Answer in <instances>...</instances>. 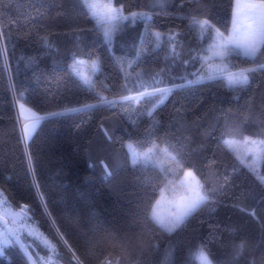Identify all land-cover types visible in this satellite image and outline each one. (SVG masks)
<instances>
[{
    "label": "trees",
    "instance_id": "1",
    "mask_svg": "<svg viewBox=\"0 0 264 264\" xmlns=\"http://www.w3.org/2000/svg\"><path fill=\"white\" fill-rule=\"evenodd\" d=\"M113 2L142 15L109 43L78 0H0V193L13 211L28 206L29 222L56 245L54 264H199L191 254L200 247L213 264H264V184L222 140L264 139V70L240 91L226 81L187 84L200 67L194 21L227 34L235 0ZM244 59L233 57L251 66ZM76 60L97 65L94 90L73 72ZM154 76L172 93L150 117L155 101L139 93ZM97 93L114 105H98ZM20 103L44 117L27 142ZM149 136L180 153L183 167L168 179L192 170L206 180L209 202L172 235L150 219L167 181L133 167L125 146ZM237 150L244 155L242 144ZM259 166L264 175V160ZM27 249L37 264L51 255L38 241ZM0 264L30 263L12 241Z\"/></svg>",
    "mask_w": 264,
    "mask_h": 264
},
{
    "label": "snow or ice",
    "instance_id": "2",
    "mask_svg": "<svg viewBox=\"0 0 264 264\" xmlns=\"http://www.w3.org/2000/svg\"><path fill=\"white\" fill-rule=\"evenodd\" d=\"M87 10L88 16L94 21L95 27L103 32V35L109 43H111L113 35L125 25V21L134 20L137 13L126 15L123 8H118L114 5L112 0H78ZM155 4L162 3V0H154ZM200 28V51L195 58L200 63V67L191 75L196 79L188 80L187 84L201 83L205 81H226V86L233 91H240L247 88L251 82L250 77L255 72L264 70V0H236L235 10L233 12L231 21V30L227 36L219 29L214 28L207 20L194 21ZM215 32V37L209 38L211 43L205 47L204 38L206 33ZM3 33L0 32V35ZM159 38V37H158ZM43 42L48 45L47 37H43ZM171 39V37H170ZM233 57L245 58L242 63L250 64L249 67H240L234 63ZM87 61L76 60L73 66V72L80 79L82 85L89 91L94 90L95 85L91 76L85 71ZM93 72L97 70L95 62L91 64ZM233 69H236L235 71ZM163 70H161V73ZM157 73L156 76H160ZM153 77V82H141V88L144 90L139 93L141 99L147 102L155 101L153 107L148 111V116H152L153 112L164 102L168 95H171L172 89L166 87H157L162 84L161 79ZM139 78V73L137 74ZM186 79V77H185ZM181 88L184 85L179 86ZM148 89H151L149 91ZM99 97L98 105L107 104L114 105V101L107 100L106 97L97 93ZM122 100H133L134 97L123 96ZM139 103V100H137ZM97 105H85V108L95 107ZM22 109L21 115L29 123L24 125V134L29 138L36 126L44 117L38 115L30 109H25L24 104H20ZM82 109H76L79 111ZM25 113H27L25 115ZM55 115H58L55 114ZM134 123V122H133ZM187 139V138H186ZM223 144L229 149H233L236 159L239 163L249 169L257 178V180L264 184V175L257 172L258 162L264 160V139H253L251 137H243L242 140L223 139ZM242 144L244 146V155L242 156L237 150V146ZM128 149V154L131 158L133 167L141 165L144 169L151 167L153 171L161 173L167 181L164 188L160 189V199L152 206L150 219L168 235H172L177 230H181L186 222L197 211L209 202V194L205 189L206 180L198 177L192 170H184L183 176L179 181V186L168 179L169 175L175 174V171L182 169L183 165L179 158L180 153L176 151V145L169 144L166 141L161 145L151 136L147 140H132L125 145ZM183 147V146H182ZM251 155V162L247 157ZM174 166V168H173ZM227 177H225V180ZM171 186L173 198L169 199L166 192ZM167 203L169 209L167 212L161 211V203ZM0 205H3V212L5 217H12L14 224L19 221L18 228L5 227L3 236V245L7 246L12 243L8 236H12L16 244L21 245L22 248H27L29 245L24 240L22 233L27 231L29 236L39 240L43 247L48 250L51 255L45 264H54V257H58V251L55 243L39 232V228L32 227L29 229L28 221L31 217L28 215L31 211L27 205H22L19 211H13L7 199L3 198V193H0ZM5 224L7 220L5 219ZM65 243H67L65 241ZM237 255L242 254L244 244L237 246ZM0 255H3V248H0ZM170 253L166 252V256ZM199 264H213L209 258V254L203 247L197 249L195 253L191 254ZM34 264V262H33Z\"/></svg>",
    "mask_w": 264,
    "mask_h": 264
},
{
    "label": "rangeland",
    "instance_id": "3",
    "mask_svg": "<svg viewBox=\"0 0 264 264\" xmlns=\"http://www.w3.org/2000/svg\"><path fill=\"white\" fill-rule=\"evenodd\" d=\"M112 2H113V0H112ZM114 3V2H113ZM235 6H236V0H235ZM235 6H234V10H235ZM117 7V6H116ZM118 8H120V7H118ZM230 30H231V28H230ZM230 32V31H229ZM229 32L227 33V34H225L224 33V35L225 36H227L228 34H229ZM97 66V65H96ZM91 70V66H89L88 64L85 66V71H87L88 72V74L91 76V74H90V71ZM21 104V103H20ZM20 104H19V108H20ZM25 109H29V108H27L26 106H25ZM21 112H22V109L20 108V115H21ZM27 113H25V115H26ZM21 117L23 118V116L21 115ZM24 119V118H23ZM25 120V119H24ZM26 123H29V121H27L26 120V122H25V124ZM24 124V125H25ZM37 127V126H36ZM34 132V131H33ZM33 132L31 133V135H30V137L29 138H26L25 137V134H24V126H23V138L25 139V142H27L30 138H31V136H32V134H33ZM260 162V161H259ZM259 162H258V166H257V169H259ZM180 181V180H179ZM179 181H177V182H174V184L177 186V189H178V186H179ZM171 189V186H169V190L166 192V195L168 196V198L169 199H171V198H173V192L170 190ZM160 199V197L158 198V200ZM160 207H161V211H163V212H167L168 211V209H169V205L167 204V203H161V205H160ZM0 214L2 215V216H4L5 217V215H4V212H3V205H0ZM5 218H7L11 223H12V217H5ZM28 224H29V229H31L32 227H37L35 224H33V223H31V222H29L28 221ZM13 226H14V228H18V226H19V221L17 222V224H14L13 223ZM39 228V227H38ZM5 228L4 227H2V226H0V248H3V254L5 253V249H6V247L8 246H5V245H3V236H4V230ZM39 232H41V233H43L44 234V236H46V237H48L40 228H39ZM19 234H22L23 235V237H24V240L28 243V245H31V244H33V242L34 241H38V242H40L39 240H35L34 239V237H32V236H29L28 234H27V231H24V232H22V233H19ZM8 239L9 240H11L10 239V237L8 236ZM48 239L49 240H51V241H53L50 237H48ZM53 243H54V241H53Z\"/></svg>",
    "mask_w": 264,
    "mask_h": 264
},
{
    "label": "water",
    "instance_id": "4",
    "mask_svg": "<svg viewBox=\"0 0 264 264\" xmlns=\"http://www.w3.org/2000/svg\"><path fill=\"white\" fill-rule=\"evenodd\" d=\"M26 120H24L22 117H20V124H21V127L23 128L24 124H25ZM0 223L5 227L7 228H12L10 226V224H5V220L3 218L0 217ZM10 238L12 239V241L14 242V244L20 249L21 253L27 258L28 262L30 264H37L36 260L33 258V256L29 253L28 249L27 248H22L21 245L19 244H16L15 243V240L12 236H10Z\"/></svg>",
    "mask_w": 264,
    "mask_h": 264
}]
</instances>
